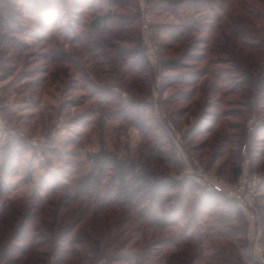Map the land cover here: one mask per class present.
<instances>
[{"label": "rangeland", "instance_id": "374dc122", "mask_svg": "<svg viewBox=\"0 0 264 264\" xmlns=\"http://www.w3.org/2000/svg\"><path fill=\"white\" fill-rule=\"evenodd\" d=\"M37 1L45 6L43 0L12 2L21 16H12L11 19L14 33L7 32V37L12 44L4 48L0 46V179L4 191L0 193V207L6 201L21 198L25 202L20 205L33 204L28 199L39 185L45 190L48 185L71 183V179L93 167L90 160L93 154L115 150L119 157H123L126 145L134 149L140 138L135 128L121 130L122 121L111 105L99 108L95 104L96 96L87 79L92 77L95 69H99L101 83L112 81L120 84L114 73H108L107 69L112 67H96L91 55L73 43L76 33H86L85 25L101 14V0H78L82 4L77 7L74 0H48L47 3L54 4V9H60L56 29L48 23L46 13L43 15L39 7L31 5ZM129 1L130 8L127 9L133 14L138 13L136 23L140 26L130 27L128 33L130 31L131 36H136L139 28L157 74L156 85L161 87L167 78L165 93L153 92L146 119L148 126L155 129L158 123L161 124V130L148 136L153 142L152 147L160 140L163 153L151 170L186 182L187 198L183 203L186 216L175 228L176 235L183 233L190 223L189 230L182 236L184 240L192 234L198 237L197 251L204 254L193 264H238L225 263L227 260L236 261L238 257L243 264H264V94H255L252 80L258 68L264 66V19H255L258 13L264 15V0H231L228 9L232 14L226 26L228 32L236 27L249 34L252 32L260 40L249 41L246 37L234 40L237 52L233 60L232 56L214 55L212 48L216 39H212V50L207 53L205 61H212L210 70L215 74L220 70L224 73L221 79L226 82H217L223 92L208 98L198 91L192 100L184 96L191 88L178 84L170 87L169 84L185 74H193L195 70L192 68L203 67L204 62L191 65L190 69L160 71V61L166 59L160 47L168 40V29L161 27L175 24V17L160 5L164 0H151L158 4L156 8L159 10L155 14L150 13L149 0ZM111 10L122 13L114 6L107 9ZM251 10L254 11L253 16L248 15ZM238 15H241L240 19ZM237 22H240L239 26ZM174 53L167 57H173ZM87 72H91L89 76ZM206 82L207 78L201 81L207 86ZM212 83L210 80L208 85ZM175 98L177 102L174 104L163 103ZM177 110H184L185 114L170 116ZM161 131L168 132L169 138L160 139ZM171 151L175 153L176 160L171 158ZM238 168L241 172L235 177ZM253 175H257L260 182L254 184ZM241 180L247 184L241 198L230 197L227 191L235 189ZM248 183L252 184L248 186ZM214 186L223 188V192L218 193L236 204L237 210L231 217L234 219L240 213L246 229L237 231L239 224L232 220L221 224L219 213L210 208L212 205L209 208L204 205L202 214L195 215L202 190L214 192ZM76 187L72 183L69 191H61L57 197L48 200L53 206L48 207L50 217L40 218L46 223L42 232L46 233L52 225L53 217H57L55 223L59 228L63 213L79 207L72 203L67 209L55 208L58 200H61L59 203L71 202L62 196L70 195L71 198L76 195ZM83 199L88 200L86 197ZM113 209L115 213L103 210L95 218L94 212L90 211L77 226L73 223L76 219L70 217L66 226L71 227L42 237L40 241L44 245L38 249L37 255L19 263L5 261L0 264H159L164 252L176 250L155 246L158 239L168 237L167 231L145 230L139 222L126 221L122 208ZM218 211L226 213L222 208ZM87 227L100 238L102 246L114 241L115 254L119 259L94 256L84 251L81 245L74 244L72 239L78 229ZM61 235L65 240L59 239ZM218 252L221 258L216 256ZM182 254L189 258L192 252L189 250ZM250 257L254 258L253 262H250Z\"/></svg>", "mask_w": 264, "mask_h": 264}, {"label": "trees", "instance_id": "16d2710c", "mask_svg": "<svg viewBox=\"0 0 264 264\" xmlns=\"http://www.w3.org/2000/svg\"><path fill=\"white\" fill-rule=\"evenodd\" d=\"M13 1L0 0V33H3L2 36L0 35V46L3 48L12 44L7 37V32L14 33L12 16H21L19 12H16V6L12 3ZM221 1H223V4ZM221 1L164 0L160 4L161 6L163 5L162 7L169 9L176 20V23L168 28L161 27L163 30L168 29L166 35L169 42L167 43L168 40L165 41L164 45L160 47L162 56L166 58L160 61V71L190 69L191 65H196L200 62L205 64L199 69L192 68V70H195L193 74H185L174 83L169 84L170 87L178 84L191 88L190 92L184 93L185 98L188 96L187 99L189 100H192L198 91L208 98L223 92L219 89L217 82L223 84L226 82L221 79L224 73L220 70L219 73L215 74V72L210 70L212 61H205L206 58L208 59L207 53L210 50L213 49L214 55L232 56L234 60L237 52L234 40L241 37H246L249 41L260 40L259 36L251 34L252 32L249 34L236 27L232 30L233 32L231 31L232 33L228 32L229 29L226 26L232 14L229 13L228 8L231 7L229 5L232 1ZM47 2L48 0H43V5L45 6H41L38 1L31 2V5L39 7L43 15L46 13L48 23L56 29L60 20V9H54L52 7L54 4ZM73 2L75 7L82 4L78 0ZM93 2H96V0H93ZM100 3L99 9H101L102 15L99 13L93 18V21L85 25L86 33L77 32L73 38V43L79 44L83 50L91 55L96 67H112L107 69L109 70L108 73L111 75L114 73L119 78L120 84L117 82L115 84L112 81L111 83L108 81L106 83L102 81L101 83L99 69H95L94 72L91 71L92 77L89 76L91 72H87L89 76H87V81L91 83V90L96 96L95 104L99 108L111 105L116 110L115 113L118 114V119L122 121L121 130H126L128 127L135 128L140 133L139 141L135 144L134 149H132L131 145H126L123 157H119L115 150H103L93 154L90 157V160L94 163L93 167L78 178L71 179V183L58 184L54 187L48 185L45 190L39 185L33 190L30 199H28L33 201V204L20 205L25 202L24 198L16 199L13 202L6 201L2 204L0 207L1 263L5 261L8 263H19L25 258L29 259L37 255L38 249L44 245L40 241L42 237L55 233V230L65 231V227H71V225L66 226L67 219L70 217L76 219L73 223L77 226L85 220L83 216L88 212L93 211V218H95L103 210H105L104 212L115 213L114 207H117L118 210L119 207L123 209L121 212L126 217V221L128 220L131 223L139 222L145 230L167 231L168 237L158 239L155 246L167 250L175 248L176 250L164 252L159 264H193L195 260L204 257L203 252L199 253L197 251L198 242H196V239L198 237L196 238L192 234L188 237V240H184L183 234L189 230L188 226L190 223L187 224L186 229L179 236L174 231L180 221L184 220V216H186L184 215L185 206L183 205L184 200L187 198V191L184 185L186 182H179L171 175H165L158 170H151L154 164L161 160L163 153L160 140L155 143V147H152L153 142L149 140L148 136L150 133L161 130V124L158 123L156 129L152 125L148 126L146 119L147 110L152 104L153 92L157 90L160 94L165 93L164 85L167 78H164L161 87L156 85L157 74L149 60L148 49L139 28L136 36H131L130 31L128 33L130 27L136 24L140 26L136 23L139 19L138 13L133 14L127 9V7L130 8V1L101 0ZM148 4L150 13L155 14L154 12L159 10L156 8L158 4L156 5L154 1L149 0ZM113 6L122 10V13L113 10L107 11V9H112ZM62 12H66V10ZM253 12L251 10L248 15L253 16ZM240 17L241 15H238V19ZM255 19L263 20L264 15L258 13L255 15ZM239 24L240 22H237V26ZM153 28L159 30V27L157 28L155 25H153ZM51 38L53 39V37ZM212 39L216 40L214 48L211 49ZM172 52H175L173 57L168 58L169 56L167 57V55ZM196 52H199V55ZM61 60L63 62V59ZM233 63L236 64V61H233ZM237 71L239 72V69ZM254 75H252V80L255 94L263 95L264 66L258 68V73ZM203 78H207V86L204 85L205 83H201ZM210 80H213L212 85H208ZM84 89H88V87H84ZM176 102L177 99L175 98L163 103L174 104ZM179 114L183 115L185 111L177 110L171 113L170 116H178ZM101 130L103 131V127ZM161 132L160 139L169 138L168 132ZM171 155V158L176 160L173 151H171ZM176 164L179 165L177 161ZM9 165H11V161H9ZM240 172L241 169L238 168L235 171V177ZM107 173L109 174L107 175ZM72 183L77 186L76 195L71 198L70 195L62 196L64 200H70L71 202L59 203L58 201L61 200H58L55 208L60 207V210L67 209L72 203L78 204L79 207L74 208L72 212L63 213L59 228H57L55 223L57 217H53L52 225L47 229L46 233L42 232L41 230L46 227V223H44L45 221H40V218L43 216V218L50 217L51 212L48 211V207L53 206L48 200L57 197L61 191H69ZM1 184L2 178L0 179V193L3 191ZM176 190H178L177 193ZM83 197L88 198V200H81ZM204 205L207 208L212 205L210 208L219 213V222L221 224L232 220L239 224L237 231L241 228L243 230L246 229V222L240 213L232 219V213L237 210V206L231 199H227L225 195L215 191L208 192L204 189L202 190V195L198 198L196 210L199 213L197 212L195 215L202 214L201 210H203ZM220 208L225 210L226 213L218 211ZM118 225L120 224H116V226ZM59 239L65 240L62 235ZM72 240L74 244L81 245L84 251L94 256L101 255V257L104 256L109 259H119L115 254V242L102 246L100 238L95 236L88 227L78 229ZM189 250L192 254L189 258H186L182 252ZM13 254H17L19 257L16 258ZM216 256L221 258V253L218 252ZM253 261L254 258L250 257V262ZM225 263L243 264L241 257H238L236 261L227 260Z\"/></svg>", "mask_w": 264, "mask_h": 264}, {"label": "built area", "instance_id": "2783aa9c", "mask_svg": "<svg viewBox=\"0 0 264 264\" xmlns=\"http://www.w3.org/2000/svg\"><path fill=\"white\" fill-rule=\"evenodd\" d=\"M252 179H253L254 184H256L257 182H260V178L257 175H253ZM250 181H252V180H250ZM251 184L252 183H248V186H250ZM246 186H247L246 181L241 180L240 184L238 186H236L235 189L227 191V193L230 197H233V198L236 197V198L240 199L242 193H244V189ZM213 188H214L213 190H215L217 192H223V190H224L223 188H221L219 186H214Z\"/></svg>", "mask_w": 264, "mask_h": 264}]
</instances>
